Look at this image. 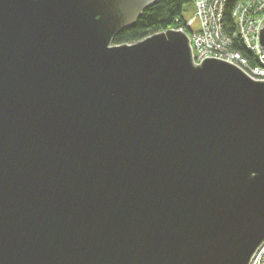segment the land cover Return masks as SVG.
I'll list each match as a JSON object with an SVG mask.
<instances>
[{
  "label": "water",
  "instance_id": "obj_1",
  "mask_svg": "<svg viewBox=\"0 0 264 264\" xmlns=\"http://www.w3.org/2000/svg\"><path fill=\"white\" fill-rule=\"evenodd\" d=\"M154 2L0 0V264H248L264 241V81L193 64L180 31L111 46Z\"/></svg>",
  "mask_w": 264,
  "mask_h": 264
},
{
  "label": "built area",
  "instance_id": "obj_2",
  "mask_svg": "<svg viewBox=\"0 0 264 264\" xmlns=\"http://www.w3.org/2000/svg\"><path fill=\"white\" fill-rule=\"evenodd\" d=\"M191 2L194 17L176 30L188 36L192 63L199 65L203 59L213 57L233 64L253 80L264 81V47L259 41V31L264 27V0H238L231 12L234 29L230 33L223 23L227 0ZM248 264H264V241Z\"/></svg>",
  "mask_w": 264,
  "mask_h": 264
},
{
  "label": "trees",
  "instance_id": "obj_3",
  "mask_svg": "<svg viewBox=\"0 0 264 264\" xmlns=\"http://www.w3.org/2000/svg\"><path fill=\"white\" fill-rule=\"evenodd\" d=\"M237 1L227 0L226 2L223 23L228 33L234 29L231 12ZM191 3V0H155L152 5L142 11L131 26L124 27L113 35L112 45L134 44L152 35L183 26L186 22L183 17L185 6ZM236 49L243 50L240 47Z\"/></svg>",
  "mask_w": 264,
  "mask_h": 264
},
{
  "label": "rangeland",
  "instance_id": "obj_4",
  "mask_svg": "<svg viewBox=\"0 0 264 264\" xmlns=\"http://www.w3.org/2000/svg\"><path fill=\"white\" fill-rule=\"evenodd\" d=\"M184 13H183V17L184 19L187 21L189 19H192L194 17V5L193 4H189L185 6L184 9ZM193 29L196 30L197 29V23L194 24ZM113 46V45H112Z\"/></svg>",
  "mask_w": 264,
  "mask_h": 264
},
{
  "label": "bare ground",
  "instance_id": "obj_5",
  "mask_svg": "<svg viewBox=\"0 0 264 264\" xmlns=\"http://www.w3.org/2000/svg\"><path fill=\"white\" fill-rule=\"evenodd\" d=\"M225 8H226V7H225ZM224 11H225V10H224ZM181 27H184V25H183V26H181ZM179 28H180V27H179ZM176 29H177V28H172V29H170V30H173V31H178V30H176ZM185 36H186V35H185ZM186 37L188 38V36H186ZM188 42H189V40H188ZM255 251H256V250H255ZM255 251H254V253H255ZM254 253H253V254H254ZM253 254H252V255H253ZM251 257H252V256H251ZM250 259H251V258H250Z\"/></svg>",
  "mask_w": 264,
  "mask_h": 264
}]
</instances>
